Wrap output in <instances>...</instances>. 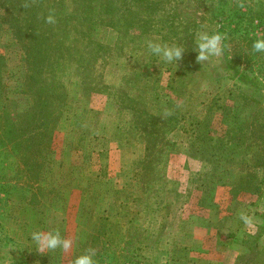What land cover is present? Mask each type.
<instances>
[{"label": "rangeland", "instance_id": "1", "mask_svg": "<svg viewBox=\"0 0 264 264\" xmlns=\"http://www.w3.org/2000/svg\"><path fill=\"white\" fill-rule=\"evenodd\" d=\"M261 36L264 0H0V264H264Z\"/></svg>", "mask_w": 264, "mask_h": 264}, {"label": "clouds", "instance_id": "2", "mask_svg": "<svg viewBox=\"0 0 264 264\" xmlns=\"http://www.w3.org/2000/svg\"><path fill=\"white\" fill-rule=\"evenodd\" d=\"M241 7H243L242 4ZM45 22L48 24H55L56 20L54 15L50 13L45 18ZM225 39L226 37L218 31L213 32L212 34H209L207 31L198 32L196 34V62L203 63L205 61H210L213 57L220 58L223 55V41ZM147 47L152 54L161 57V59L168 63H171L173 60L177 62L183 58L182 54L184 49L175 44L168 45L147 41ZM252 50L254 52H264V36H261L253 41ZM170 114V112L165 113V115ZM239 219L246 227L254 226V218L246 212H240ZM31 239L39 253L59 248L67 254L70 252L73 245V240L71 238L61 237L58 229L52 231H34L31 233ZM94 256L95 251L93 249H87L81 255L70 260L69 264H96L93 259Z\"/></svg>", "mask_w": 264, "mask_h": 264}, {"label": "trees", "instance_id": "3", "mask_svg": "<svg viewBox=\"0 0 264 264\" xmlns=\"http://www.w3.org/2000/svg\"><path fill=\"white\" fill-rule=\"evenodd\" d=\"M43 147H45V146H43ZM32 165H33V166L35 165L34 162H33V164H29V167H30L31 169L34 168Z\"/></svg>", "mask_w": 264, "mask_h": 264}]
</instances>
